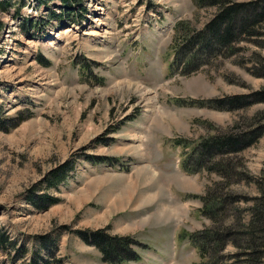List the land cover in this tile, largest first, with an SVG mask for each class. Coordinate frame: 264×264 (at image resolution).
<instances>
[{"label":"rangeland","instance_id":"rangeland-1","mask_svg":"<svg viewBox=\"0 0 264 264\" xmlns=\"http://www.w3.org/2000/svg\"><path fill=\"white\" fill-rule=\"evenodd\" d=\"M82 1L80 22L55 16L63 0L0 11V119L23 117L0 128V264H112L80 231L125 238L140 260L121 264H242L235 242L264 201V21L206 52L185 39L251 0ZM236 128L262 134L195 162L205 137ZM62 163L66 179L44 188ZM31 191L58 202L38 210ZM228 228L222 250L212 238L199 256L191 235Z\"/></svg>","mask_w":264,"mask_h":264},{"label":"trees","instance_id":"trees-1","mask_svg":"<svg viewBox=\"0 0 264 264\" xmlns=\"http://www.w3.org/2000/svg\"><path fill=\"white\" fill-rule=\"evenodd\" d=\"M76 2H78V0H63L62 12L56 16L63 18L67 17V19L69 18L71 20L75 19L79 21L80 16H83L85 9L81 7L82 5H79L82 0L75 5ZM7 4L11 6L7 0L0 1V11L6 10L8 8L6 7ZM73 5H75L74 7H80L76 9L75 12H71L70 9ZM18 12L19 7L15 9V13L18 14ZM260 21H264V0H251L225 5L223 7H219L218 12L215 13L201 29L197 30L193 36L186 38L184 43L196 41L198 49H204L206 52H209L214 49V42L226 44L232 41H238L239 38L236 37V35H240L242 33L253 35L256 24ZM180 49H182V46H180L178 50ZM197 56L198 55L195 56L192 54L187 62L192 61ZM260 94H262V100H264V92H260ZM237 99L238 97H235L231 99L229 103H231V105H237ZM22 119L23 117L20 116L18 120L21 121ZM18 120L13 122L10 120L9 125H5V119H0V128L8 129L13 125L15 126L19 122ZM249 132L253 133L254 131H248L245 128H236L226 133L217 135L213 133L208 135L195 147V150H197V157L195 156L196 158L194 159L195 162L203 163L205 160L211 159L212 157L221 156L222 153L238 152L248 147L260 134H262V131L254 132V135H251L252 133L248 134ZM190 157L191 156L189 154V159L191 160ZM216 162L217 161H214L215 164ZM70 170H72V166L69 163H62L56 166L54 169L49 171L47 176L44 178V188H56L66 179ZM256 186L261 194L264 193V168L262 169L259 178L256 180ZM220 201L222 202V200ZM29 202L36 209L42 210L58 202V198L49 193L35 194L34 191H31V194L29 195ZM217 205L221 206L222 203L217 202ZM215 208L218 207H214V209ZM206 211L208 210H204L205 215ZM257 230L264 233L263 200L259 203L256 202L251 209V213L245 227V233L247 235L246 241H242L243 243H239L240 240L235 242L238 247L236 257H238L239 263L264 264V247H262L264 246V237L257 238L255 235ZM213 231L214 229L211 231L212 235L204 237L202 240L200 239V242L194 238L195 234L191 235L192 241L196 244L195 246L198 250L199 256H206L209 253V248L207 246L210 244V239L214 238V242L217 243L218 249L222 250L225 246V238L233 233L235 234L234 231L228 228L225 229L224 233L215 231V237H213ZM79 233L83 239L94 244L99 249L102 259L106 262L115 264L126 260L136 261L140 259V255L135 251H132L130 255H127L128 249L126 248L125 238L109 236L101 231H96L90 234H87L86 231H80ZM218 236L220 238H218ZM0 248H6V241L2 235H0ZM232 255L233 254H231V256ZM231 256L230 258H232ZM39 260L41 261L40 256L35 258V262Z\"/></svg>","mask_w":264,"mask_h":264},{"label":"bare ground","instance_id":"bare-ground-1","mask_svg":"<svg viewBox=\"0 0 264 264\" xmlns=\"http://www.w3.org/2000/svg\"><path fill=\"white\" fill-rule=\"evenodd\" d=\"M80 1H81V0H80ZM82 2H83V1H82ZM77 3H78V2H77ZM9 4H13V2H12V1H9ZM20 4H22V3H20ZM12 6H13V5H12ZM96 7H97V6H96ZM15 9H16V7H14V11H15ZM18 14H19V12H18ZM18 14L15 13V16H17ZM56 15H57V14H56ZM56 15H55V16H56ZM21 17H22V16H21ZM10 18H11V17H10ZM97 18H98V17H97ZM74 20H75V19H74ZM94 20H95V19H94ZM76 21H77V22H80L81 20H80V21L76 20ZM98 26H99V25H98ZM8 28H9V29L7 30L8 33H7L5 36L11 37V33H12V31H13V30H12L13 27H12V24H11V23L8 24ZM10 29H11L12 31H11ZM64 30H65V31H64ZM64 30L62 31L63 33H64V32H67L66 29H64ZM24 31H25V30H24ZM59 35H60V34H59ZM5 43H6V42H5ZM138 90H139V89H138Z\"/></svg>","mask_w":264,"mask_h":264}]
</instances>
